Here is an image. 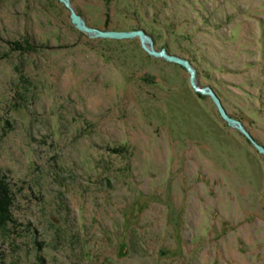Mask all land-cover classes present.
Returning a JSON list of instances; mask_svg holds the SVG:
<instances>
[{
	"label": "rangeland",
	"instance_id": "rangeland-1",
	"mask_svg": "<svg viewBox=\"0 0 264 264\" xmlns=\"http://www.w3.org/2000/svg\"><path fill=\"white\" fill-rule=\"evenodd\" d=\"M71 2L188 59L264 145V0ZM0 172L5 264H264V157L183 67L58 0H0Z\"/></svg>",
	"mask_w": 264,
	"mask_h": 264
},
{
	"label": "water",
	"instance_id": "water-1",
	"mask_svg": "<svg viewBox=\"0 0 264 264\" xmlns=\"http://www.w3.org/2000/svg\"><path fill=\"white\" fill-rule=\"evenodd\" d=\"M64 5L66 9L70 11L71 23L80 32L88 35L94 39H112V40H126V39H139L142 49L151 57L156 59H163L171 64L179 65L183 67L189 74V81L192 89L195 93L206 96L211 99L216 106L221 118L231 127L233 130L243 135L253 147L264 157V145L260 144L254 139L250 131L245 127L243 122L234 116L230 115L224 107L221 98L217 92L210 86H202L198 79L197 70L194 65L186 58L178 55L171 54L167 49L163 48L158 50L155 46V42L151 35L144 30L134 31H114V30H101L95 27H91L87 24L86 20L77 12L73 7L71 0H58Z\"/></svg>",
	"mask_w": 264,
	"mask_h": 264
},
{
	"label": "trees",
	"instance_id": "trees-1",
	"mask_svg": "<svg viewBox=\"0 0 264 264\" xmlns=\"http://www.w3.org/2000/svg\"><path fill=\"white\" fill-rule=\"evenodd\" d=\"M26 45V47H25ZM25 45L20 43L14 44V49L17 51H36V46L30 45L28 42ZM1 174V172H0ZM1 176V175H0ZM14 204V194L10 186L0 182V230L7 228L8 224L13 223L12 206ZM0 264H5V258L0 252Z\"/></svg>",
	"mask_w": 264,
	"mask_h": 264
}]
</instances>
